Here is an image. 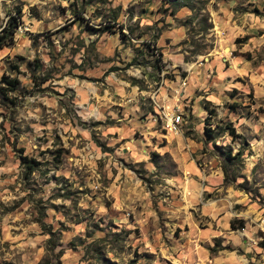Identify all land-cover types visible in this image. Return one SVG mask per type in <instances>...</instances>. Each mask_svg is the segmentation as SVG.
Segmentation results:
<instances>
[{
    "label": "rangeland",
    "instance_id": "rangeland-1",
    "mask_svg": "<svg viewBox=\"0 0 264 264\" xmlns=\"http://www.w3.org/2000/svg\"><path fill=\"white\" fill-rule=\"evenodd\" d=\"M19 9L0 264H264V0H0V28Z\"/></svg>",
    "mask_w": 264,
    "mask_h": 264
},
{
    "label": "trees",
    "instance_id": "trees-1",
    "mask_svg": "<svg viewBox=\"0 0 264 264\" xmlns=\"http://www.w3.org/2000/svg\"><path fill=\"white\" fill-rule=\"evenodd\" d=\"M20 15H21V10L19 9L17 10V13L15 15H10L7 24H5L0 28V46L11 44L13 42L14 33L20 21ZM88 27H90V29L95 28L93 26H88ZM104 29H105L104 27L101 28L98 27V30H104ZM146 44L148 46V43ZM1 79H3L12 88H16L18 84V79L16 77H9L7 75H2ZM204 131L205 134L211 139L212 128H210V126H205ZM228 131L232 136L235 135L233 127H230ZM240 153L241 152L239 150L232 153L231 149H227L226 151L222 152V156L224 158V163L221 165L223 171V180L227 183L235 181V176L233 172L230 171V169L228 168V164L236 163L240 156ZM19 159H20V163L25 165L28 171L33 169L35 163L34 159L28 158L27 156L21 154H19ZM56 264H60L59 259L57 260Z\"/></svg>",
    "mask_w": 264,
    "mask_h": 264
},
{
    "label": "built area",
    "instance_id": "built-area-1",
    "mask_svg": "<svg viewBox=\"0 0 264 264\" xmlns=\"http://www.w3.org/2000/svg\"><path fill=\"white\" fill-rule=\"evenodd\" d=\"M180 121H181L180 114L179 113H176V114L173 113L171 115V119H170V122H169L170 128L172 130H178Z\"/></svg>",
    "mask_w": 264,
    "mask_h": 264
}]
</instances>
